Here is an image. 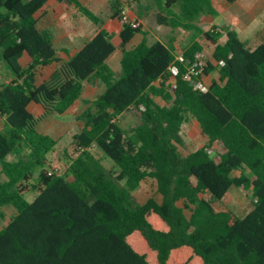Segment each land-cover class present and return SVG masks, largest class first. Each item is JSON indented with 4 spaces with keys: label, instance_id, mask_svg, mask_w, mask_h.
Listing matches in <instances>:
<instances>
[{
    "label": "trees",
    "instance_id": "trees-1",
    "mask_svg": "<svg viewBox=\"0 0 264 264\" xmlns=\"http://www.w3.org/2000/svg\"><path fill=\"white\" fill-rule=\"evenodd\" d=\"M48 1L0 0V66L12 76L0 83V223L5 207L16 209L0 227V264H264V43L250 47L227 26L204 30L199 18L217 14L212 0H149L160 10L158 23L191 32L182 60L172 42L150 43L145 35L127 49L145 32L123 24L118 75L107 61L113 35L101 28L38 84V68L57 61L51 32L37 27L36 13ZM65 1L100 22L80 0ZM115 2L119 17L142 0ZM199 38L215 45L203 72L192 75L206 82L204 75L219 72L207 91L184 78L203 52ZM25 52L32 59L23 66ZM92 79L106 89L77 118V153L64 147L61 154L39 121L65 113ZM32 102L41 116L30 111ZM132 108L141 122L129 134L118 120ZM190 116L209 144L183 154L178 145ZM216 141L225 149L219 160L208 151ZM147 178L160 198L141 203L133 191ZM232 186L253 197L242 217L224 201Z\"/></svg>",
    "mask_w": 264,
    "mask_h": 264
},
{
    "label": "crops",
    "instance_id": "crops-1",
    "mask_svg": "<svg viewBox=\"0 0 264 264\" xmlns=\"http://www.w3.org/2000/svg\"><path fill=\"white\" fill-rule=\"evenodd\" d=\"M80 1L100 17L101 20L99 23H96L89 19L73 4L65 0H49L42 8L37 11V27L39 30H49L51 32L57 55V61L53 62L50 65L41 66L38 68L36 75V82L38 84L49 79L51 74L57 68H59L63 63L67 62L72 56H74L87 41L92 39L99 32L101 28H106L113 35V43L116 47L115 51L111 54L107 61L117 75L121 72V59L123 51L120 47V44L122 42L120 32L123 28V23L115 13V0ZM212 2L217 10L216 16L202 15L198 20V24L204 30L210 29L214 24L219 26H227L231 29L236 30L239 34V37L242 40L247 41L250 47H255L259 43H264V0H212ZM127 7L129 8L130 14L141 22L142 30L145 32V34H135L134 37L127 43V49L135 47L143 39L144 35L147 37L150 43L156 40H161L164 42H172L173 46L176 47V44L178 43V38L176 36H172L168 40L164 39V37L159 36V31H162L164 28L169 29V31L172 33L176 32L177 30L186 31L189 36L188 42L186 44L188 45L191 37V32L184 29L172 30L170 26L158 23L156 14L160 10L153 6L149 0H142L141 3L132 2L130 4H127ZM150 19H152L153 22H150ZM206 19L208 20L209 25H201L200 22L207 21ZM152 35L153 38L150 39V36ZM225 39L226 37L223 36L219 39L218 42L223 44L225 42ZM199 42L203 46V53L207 61L211 60L215 45L209 43L204 38H199ZM186 45H184L183 47L185 48ZM207 56L209 58H207ZM31 59V56L27 52H25L20 58V63L23 66H26L31 61ZM11 78L12 76L8 72V70L4 67V65H1L0 83L8 82ZM218 78L219 72L217 70L212 71L208 75H204V80L207 81L208 84H210L213 79ZM165 79L166 76H163L161 78V80ZM105 89L106 85L100 79L84 81L83 90L80 97L65 113L58 114L56 112H52L43 117L39 121V124L52 115L65 117L75 107H79L83 112L88 107L89 102L97 98V96L103 93ZM156 101L159 103H164L160 97H156ZM29 109L37 117L43 114V108L35 102L30 103ZM38 126L37 128L40 132L51 135L50 133L41 131ZM201 133L203 134L202 130ZM203 135L206 136L205 134ZM207 140L209 144L208 137ZM216 143L220 142H214L210 145L209 148L214 147ZM224 150L225 149L223 147V151L221 152V154L224 152ZM234 172L236 173V176L239 175L241 171L234 170L233 173ZM246 173L249 174L248 171Z\"/></svg>",
    "mask_w": 264,
    "mask_h": 264
},
{
    "label": "rangeland",
    "instance_id": "rangeland-1",
    "mask_svg": "<svg viewBox=\"0 0 264 264\" xmlns=\"http://www.w3.org/2000/svg\"><path fill=\"white\" fill-rule=\"evenodd\" d=\"M150 22H153L152 19H150ZM200 24L203 26H208L209 22L207 20L200 22ZM159 32V36L164 37L166 40L170 39L172 36H176L178 38V43L176 44L178 54L183 51V46L187 44L189 39L188 33L186 31L177 30L176 32L172 33L169 31V29L164 28ZM152 38L153 35L150 36V39ZM207 58L209 57L207 56ZM204 60L206 63V57H204ZM170 80L173 82L174 78ZM81 112L82 109L75 107L65 117L52 115L38 126L41 131L50 133L52 136L58 139L57 147H60L61 154L63 153L64 147H67V150H69L72 155H75L78 151L77 146L73 141V133L77 131L78 126L81 123L78 119H76L78 115L81 114ZM119 118V124L124 127L129 134L132 133L133 128L141 122L140 111L136 108L125 111ZM182 135L183 142L178 146L183 154H187L204 144H208L207 137L201 133L200 125L193 116H190L188 122L183 124ZM208 151L214 158L219 159V156L223 151V146L220 143H216L214 147L209 148ZM93 152L103 161L107 168L112 167L113 162L108 157H106L102 151H100L98 148H94ZM63 154L65 155V153ZM235 174L236 173L234 172L233 175ZM133 194L136 200L141 203L146 201L151 196L157 197L158 199L160 198V195L157 192L156 182L152 178L145 179L141 185L133 191ZM252 198V194L247 192L246 189L232 186L227 192L224 201L229 204L240 217H242L248 211L252 202ZM180 204L182 205L183 201H181ZM4 210L6 213V218L2 223H0V227H2L7 222L8 218L16 212V209L13 206H7L4 208ZM186 213L187 215H190V211L187 209Z\"/></svg>",
    "mask_w": 264,
    "mask_h": 264
},
{
    "label": "built area",
    "instance_id": "built-area-1",
    "mask_svg": "<svg viewBox=\"0 0 264 264\" xmlns=\"http://www.w3.org/2000/svg\"><path fill=\"white\" fill-rule=\"evenodd\" d=\"M119 19L123 24H129L130 26L135 27V28L141 26V22L137 18L133 17L130 14L129 8L127 6H124L121 8ZM204 57H205V55L203 52H198L196 54L197 62L195 64H193L191 66L190 71L184 75L185 79L193 80V78H192L193 74L199 75L203 72V66L206 64ZM177 58L181 59V60L183 59V51L178 54V50H177ZM170 69L174 75H176L178 73L177 66L173 65V66H171ZM193 83H194V87L196 89H200L201 91H207L208 90L209 84H207L206 82H203L200 80H198V81L193 80ZM175 88H176V84H175V79H174L172 82V90H174Z\"/></svg>",
    "mask_w": 264,
    "mask_h": 264
}]
</instances>
